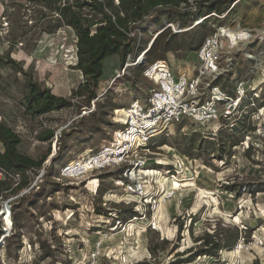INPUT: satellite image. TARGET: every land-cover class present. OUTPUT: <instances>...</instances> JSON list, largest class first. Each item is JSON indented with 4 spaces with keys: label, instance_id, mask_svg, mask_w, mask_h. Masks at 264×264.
<instances>
[{
    "label": "rangeland",
    "instance_id": "obj_1",
    "mask_svg": "<svg viewBox=\"0 0 264 264\" xmlns=\"http://www.w3.org/2000/svg\"><path fill=\"white\" fill-rule=\"evenodd\" d=\"M189 2L196 9V0ZM58 19L49 7L30 0H0V122L21 135L22 153L36 159L50 153L45 165L56 155L58 139L66 142L52 176L43 178L44 168L30 172L32 185L18 195L34 186L32 197L1 199L0 264H255L256 259L264 264V55L260 62L248 56L258 54V40L244 39L231 48L230 38H223L222 72L215 84L227 99L218 104L217 117H182L146 145L132 146L130 164L81 167L115 145V131L126 122L132 102L149 107L152 95L162 90L143 73L153 60L166 59L175 77L188 79L202 63L204 42L219 27L239 34L264 26V0H238L225 17L200 24L193 15L148 18L138 33V52L159 37L145 62L124 71L120 56H109L90 107L73 104L33 115L25 106L26 76L9 59L58 95L71 96L84 82L83 71L75 68V29ZM242 81L246 93L229 110ZM206 83L198 89L200 103L210 100ZM120 108L127 114L117 112ZM48 130L53 138L42 140ZM67 165L76 168L64 170ZM126 165L136 167L132 175ZM180 180L193 184L179 188L172 183ZM4 208L11 212V225ZM234 227L243 233L233 249L188 261L200 235L231 229L224 233L229 236ZM40 240L52 247L53 256H44Z\"/></svg>",
    "mask_w": 264,
    "mask_h": 264
},
{
    "label": "trees",
    "instance_id": "obj_2",
    "mask_svg": "<svg viewBox=\"0 0 264 264\" xmlns=\"http://www.w3.org/2000/svg\"><path fill=\"white\" fill-rule=\"evenodd\" d=\"M49 7L59 16V21L75 29L77 35V57L75 68L83 71L84 82L74 89L71 96L58 95L51 88L43 86L33 74L26 70L19 62L9 59L16 70L26 76L28 92L25 96L27 111L33 115H42L63 107L76 105L77 109L90 107L97 98L99 80L103 74V61L115 54L121 59V65L127 60L129 54L135 58L138 55L140 39L138 33L145 29L148 18L156 19L161 15H168L170 19H182L189 16L204 17L212 12L222 14L229 10L235 0H196V9L190 6L189 0H30ZM183 4L185 6H183ZM230 12V11H229ZM60 27L61 24L56 25ZM134 32L133 35L130 33ZM159 37V36H158ZM158 37L148 50L149 54L156 46ZM3 60V59H0ZM84 96V101L74 102V98ZM52 130L41 136L42 140L53 138ZM22 142L21 135L10 127L5 121L0 122V201L10 196L18 195L23 189L32 185L34 177L44 168L43 178L52 176L55 160L66 146V142L58 139V151L45 165L50 153L40 159L31 157L19 150ZM44 181V180H43ZM42 181V182H43ZM237 190V189H236ZM34 186L28 193L18 195L17 199H26L34 194ZM18 201V200H17ZM14 207V204L12 205ZM1 208V204H0ZM106 212V211H104ZM17 218V213L14 210ZM135 214V213H133ZM183 223L179 224V229ZM214 230L200 235L197 241L200 244L192 252L188 261H194L198 256L208 255L216 258L222 249H233L238 243L243 230L239 227L232 229V234L226 236V231ZM0 229V233H2ZM40 240V248L44 249V256H53V249ZM255 264H261L256 259Z\"/></svg>",
    "mask_w": 264,
    "mask_h": 264
},
{
    "label": "built area",
    "instance_id": "obj_3",
    "mask_svg": "<svg viewBox=\"0 0 264 264\" xmlns=\"http://www.w3.org/2000/svg\"><path fill=\"white\" fill-rule=\"evenodd\" d=\"M115 2L119 3V0H115ZM237 2L238 0H235L229 10L222 14L212 12L207 16L200 17L197 20V24L202 23L208 17H225ZM247 33L249 35L247 41L252 44L255 40H258V47L260 48L258 54L250 51L248 52V56L260 62L262 55H264V26L258 30L247 29ZM130 34L133 35L134 32ZM225 34L228 35L225 32V28L219 27L214 34L206 39L199 51V57L202 63L198 67L197 73L192 74L188 79L183 75L175 77L166 59L158 58L153 60L144 69V76L154 80L159 85L164 84L163 79H168L174 87L173 97L168 94L170 101L168 104H162L161 101L167 96L166 93L161 90L152 95L150 100L151 105L149 107L144 106L139 100L132 102L131 106L128 108L126 122H124L121 128L115 131V145L106 146L99 153L90 156L84 164H81V167L84 166L83 169L86 170L94 167L100 169L107 165L112 166V164H130L132 146L135 144H137V147L146 145L157 133L163 132V129L180 121L182 117L190 116L199 121H207L217 117L219 113L218 104L227 99L225 97V92L222 91L219 85L215 84V81L222 72L220 60L223 52V38L227 37ZM149 49L150 46L149 48L141 50V52L133 58L132 63L126 60L123 70L125 71L130 64L137 65L145 62L146 58L143 59L142 57L147 54ZM128 56L129 58L131 56L133 57L132 54ZM158 72L163 74V78L156 79L154 74ZM183 77L185 78L182 79ZM204 79L207 80L206 86L210 92V100L200 103L198 101V89ZM237 93L238 95L236 98L230 97L232 103L228 106L229 110L235 109L240 104V96L246 93L245 81L241 82ZM127 167V174L129 173L132 175L136 170L135 166ZM73 168L76 167L67 165L64 170L71 171Z\"/></svg>",
    "mask_w": 264,
    "mask_h": 264
},
{
    "label": "bare ground",
    "instance_id": "obj_4",
    "mask_svg": "<svg viewBox=\"0 0 264 264\" xmlns=\"http://www.w3.org/2000/svg\"><path fill=\"white\" fill-rule=\"evenodd\" d=\"M225 32L228 33V35H226V34L225 35L230 38L229 41H230V47L231 48L236 46L239 42H241V40H244V39L246 40L249 37L248 33L243 32V31H239V34H238V32L236 33L235 30L226 29ZM154 41H155V38L151 41V46L154 43ZM243 44H245V43H243ZM154 76L156 77V79L163 78V74L160 73V72L155 73ZM163 81H164V84H162L160 86H163V88L161 87V89L166 93L167 97L163 98L161 103L162 104L163 103L168 104V102L170 101L169 100L170 98H169L168 94H170L173 97L174 87H173V84H171L168 79H163ZM117 112H120L122 114H127L126 109H123V108L118 109ZM89 113H92V112H89ZM123 120H125V118H123ZM74 164H75V162L71 163V165H74ZM145 173L148 174V173H151V171L148 170V171H145ZM180 181H177V182L173 181L172 183H174V185L177 186V187H179V186L180 187H185V186H189V185L193 184L191 180L190 181L189 180H180ZM164 187H166V186H164ZM3 214L6 215L5 216V220L7 221L8 225H11L12 224V218H11V212L9 211V209H7V208L5 209L4 208ZM237 253L240 254V249L239 248L237 249Z\"/></svg>",
    "mask_w": 264,
    "mask_h": 264
},
{
    "label": "water",
    "instance_id": "obj_5",
    "mask_svg": "<svg viewBox=\"0 0 264 264\" xmlns=\"http://www.w3.org/2000/svg\"><path fill=\"white\" fill-rule=\"evenodd\" d=\"M151 46V45H150ZM143 59H145L146 58V55H143V57H142Z\"/></svg>",
    "mask_w": 264,
    "mask_h": 264
}]
</instances>
